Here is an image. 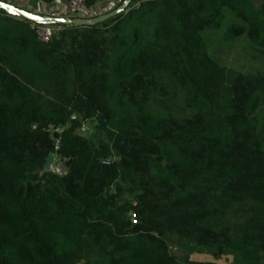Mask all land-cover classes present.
Listing matches in <instances>:
<instances>
[{"label": "trees", "instance_id": "1", "mask_svg": "<svg viewBox=\"0 0 264 264\" xmlns=\"http://www.w3.org/2000/svg\"><path fill=\"white\" fill-rule=\"evenodd\" d=\"M227 12L230 39L264 46V0H131L49 42L0 8V264H218L176 257L169 237L264 264V71L212 56L204 34ZM90 122L98 138L80 134Z\"/></svg>", "mask_w": 264, "mask_h": 264}, {"label": "rangeland", "instance_id": "2", "mask_svg": "<svg viewBox=\"0 0 264 264\" xmlns=\"http://www.w3.org/2000/svg\"><path fill=\"white\" fill-rule=\"evenodd\" d=\"M103 4H107L108 0H102ZM234 22V16L231 12H227L226 19L219 30L205 32L204 37L208 43L210 52L212 56L223 66L227 68H232L235 70L242 71L246 74H256L258 72L264 71V46L259 43L250 41L246 36L240 38L230 39L228 37L227 29ZM171 90V87L169 86ZM169 96V95H168ZM161 96H154L155 103L149 104L152 110L159 111L165 115H169L175 119L187 118L189 110L185 109V104L178 98L177 100H172L170 98V107H164L163 104L158 103ZM260 118L262 123H264V103L260 110ZM188 126L191 123L188 121ZM178 129H181L179 125L175 122ZM80 134L86 137L98 138V133L95 130L94 123H86L80 130ZM135 142L136 149H139L141 140L143 139L142 133L137 132L132 136ZM145 140V138H144ZM115 145H122V143H115ZM136 158V157H134ZM137 159H141L138 157ZM153 173L157 172L153 170ZM239 208L233 207L228 215V218L240 215L241 212L238 211ZM169 244L171 251L178 258H190L195 261L203 262H215L218 264H232L233 257L231 255H223L220 258H216L213 252L206 248H192L184 240H179L176 237H169ZM93 258V262H95ZM93 264V263H87Z\"/></svg>", "mask_w": 264, "mask_h": 264}, {"label": "water", "instance_id": "3", "mask_svg": "<svg viewBox=\"0 0 264 264\" xmlns=\"http://www.w3.org/2000/svg\"><path fill=\"white\" fill-rule=\"evenodd\" d=\"M131 0H124L119 6L116 8L102 13L96 17H60V16H55V15H50V14H41V13H35L26 9H23L19 6H16L6 0H0V5H8V8L0 7L4 10H6L9 14L22 17L28 21L35 22L37 24H45V25H72V24H77V25H95L101 22H104L111 17H114L117 14H120L121 12L125 11ZM27 13V15H25ZM54 159V154H50L48 159H47V164H51ZM45 166V167H46Z\"/></svg>", "mask_w": 264, "mask_h": 264}, {"label": "built area", "instance_id": "4", "mask_svg": "<svg viewBox=\"0 0 264 264\" xmlns=\"http://www.w3.org/2000/svg\"><path fill=\"white\" fill-rule=\"evenodd\" d=\"M64 1L68 4L67 10L70 17H88L90 13L95 11V9L92 10L91 8H89L87 4L88 0ZM31 28L35 31L39 40H41L42 42H49L52 39V36L60 30L61 26L37 24L33 22L31 24ZM45 170L63 177L68 173L67 160L55 154L52 163L48 164L45 167ZM131 220L134 223L137 221L135 214L131 215Z\"/></svg>", "mask_w": 264, "mask_h": 264}, {"label": "crops", "instance_id": "5", "mask_svg": "<svg viewBox=\"0 0 264 264\" xmlns=\"http://www.w3.org/2000/svg\"><path fill=\"white\" fill-rule=\"evenodd\" d=\"M16 6L23 9H31L34 12L41 14H50L60 17H69L68 4L64 0H57L51 4H44L37 0H6ZM120 0H108L107 4H103L102 0H98L95 11L92 13L100 14L108 12L116 7ZM153 155L156 157L155 150H151Z\"/></svg>", "mask_w": 264, "mask_h": 264}, {"label": "snow or ice", "instance_id": "6", "mask_svg": "<svg viewBox=\"0 0 264 264\" xmlns=\"http://www.w3.org/2000/svg\"><path fill=\"white\" fill-rule=\"evenodd\" d=\"M0 7L8 8V5L4 4V5H0ZM25 15H27V13H25Z\"/></svg>", "mask_w": 264, "mask_h": 264}]
</instances>
